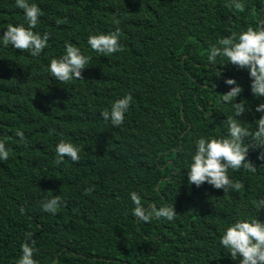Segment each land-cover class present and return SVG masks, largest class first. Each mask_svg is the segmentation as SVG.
Wrapping results in <instances>:
<instances>
[{"label": "trees", "instance_id": "16d2710c", "mask_svg": "<svg viewBox=\"0 0 264 264\" xmlns=\"http://www.w3.org/2000/svg\"><path fill=\"white\" fill-rule=\"evenodd\" d=\"M230 2L29 0L43 13L33 31L50 38L38 57L0 40V141L9 150L0 161V264H17L29 231L37 264H239L219 239L238 219L264 222V208L256 209L264 199L262 149L249 147L255 173L229 169L239 191L187 179L195 141L227 135L223 121L234 112L220 99L232 87L225 79L243 89L233 103L243 100L247 111L235 118L254 129L261 116L255 109L264 97L251 93L247 70L207 59L220 37L264 20V0H240L243 12ZM115 19L123 51L103 56L87 40L115 31ZM21 23L27 27L15 0H0V36ZM65 42L91 57L83 80L61 83L48 71ZM128 93L124 122L113 127L100 112ZM61 138L81 148L79 162L53 163ZM133 191L145 209L173 204L176 219L139 221ZM56 195L57 213L43 211L41 201Z\"/></svg>", "mask_w": 264, "mask_h": 264}, {"label": "clouds", "instance_id": "9594fccd", "mask_svg": "<svg viewBox=\"0 0 264 264\" xmlns=\"http://www.w3.org/2000/svg\"><path fill=\"white\" fill-rule=\"evenodd\" d=\"M15 6L23 10L27 27L23 23L15 26L9 24L0 36V40L5 47L12 45L23 52L30 53L33 57H38L48 46L50 38L47 32L41 35L33 31L43 13L35 3H29V0H15ZM228 6L239 12L245 10V5L240 0H231ZM113 23L116 25L115 31L91 34L87 40L90 48L103 56L123 51L120 43L121 30L118 26L120 21L115 19ZM64 47L63 55L50 59L48 71L51 77L61 83H68L73 79L83 80L82 70L87 68L86 65L89 64L91 57L82 54L80 48L70 42H65ZM217 57L226 58L228 63L237 69L247 70L251 80V93L256 97H264V20L257 21L255 27L248 26L239 33L232 32L226 37H220L216 44L210 46L207 56L210 66L217 65ZM224 82L232 87L220 95V99L222 103L231 104L234 112L232 116H228L223 121L227 124V135L201 136L195 141V151L187 169V179L189 184L200 187L208 183L216 189H222L227 194L229 190L239 191L243 188L242 182L230 179L229 169L237 171L243 168L252 173L257 171L254 163L247 158L249 147L261 148L262 151L257 159L264 160V103L259 104L255 109L256 112L261 113L260 118L255 121V128L253 129L249 124L245 127V123L235 118L247 111L245 102L241 100L240 103H233L243 89L235 79L228 78ZM132 100L131 93L125 94L111 104L110 110L101 111V118L110 121L113 127L121 126ZM16 136L23 144L28 143L22 130L18 129ZM246 141L249 142L246 143ZM55 151L56 159L53 163L56 165L63 163L65 157L74 163L80 160L81 148L63 138L56 144ZM8 159L9 150L5 143L0 141V161ZM91 191V187L86 188L84 194L88 195ZM130 199L135 206L132 214L139 221L150 222L153 218H164L171 222L177 217L173 204L170 206L165 204L159 209L155 206L145 209L140 196L134 191L130 193ZM62 203L61 196L56 195L43 199L41 208L47 213L56 214ZM262 208H264V199L256 203L257 211ZM20 213L21 215L25 213L23 207L20 208ZM33 236L34 233L31 231L24 234V242L21 244L22 254L17 264H37L33 258L36 251L34 247L36 239ZM219 243L228 249L232 260L239 258V264H264V222L256 217L236 220L225 229Z\"/></svg>", "mask_w": 264, "mask_h": 264}]
</instances>
